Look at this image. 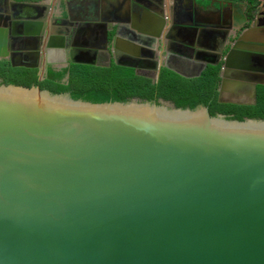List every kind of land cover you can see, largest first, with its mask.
Listing matches in <instances>:
<instances>
[{"label": "water", "instance_id": "water-1", "mask_svg": "<svg viewBox=\"0 0 264 264\" xmlns=\"http://www.w3.org/2000/svg\"><path fill=\"white\" fill-rule=\"evenodd\" d=\"M163 2L155 10L160 24L149 22L146 32L109 23L104 45L114 63L141 74L149 61L158 80L162 67L186 76L173 58L189 65L207 63L198 55L219 60L222 54L206 47L192 46L194 59L174 50L189 48L180 31L210 40L215 32L169 28ZM26 13L0 14V59L21 54L38 61L44 53L48 64L54 56L66 64L58 47L64 39L46 37V15ZM123 34L128 54L119 52ZM228 37L225 31L220 44ZM241 39L224 60L219 102L254 106L257 80L238 82L232 74L252 72L250 47L264 42L244 48ZM69 49L72 64L97 66L75 58H96V50L76 40ZM238 51L249 55L247 66L234 61ZM122 58L133 64H120ZM13 66L40 70V81L47 73L39 64ZM0 264H264V120L230 121L165 101L93 104L0 82Z\"/></svg>", "mask_w": 264, "mask_h": 264}, {"label": "trees", "instance_id": "trees-1", "mask_svg": "<svg viewBox=\"0 0 264 264\" xmlns=\"http://www.w3.org/2000/svg\"><path fill=\"white\" fill-rule=\"evenodd\" d=\"M227 1L244 4L251 18L261 5V0ZM39 78L38 69L14 67L8 61L0 60L2 85L25 88L36 86L55 95L69 94L74 100L93 104H128L138 99L143 103L160 105V101H165L182 110L208 108L212 117L225 116L230 121L264 120V86L258 88L257 104L254 106L219 102L220 67L209 66L195 77H186L163 68L159 79L155 80L115 64L111 67L79 64L62 70L49 68L44 80L40 81Z\"/></svg>", "mask_w": 264, "mask_h": 264}, {"label": "flooded vegetation", "instance_id": "flooded-vegetation-1", "mask_svg": "<svg viewBox=\"0 0 264 264\" xmlns=\"http://www.w3.org/2000/svg\"><path fill=\"white\" fill-rule=\"evenodd\" d=\"M156 0H144V2H142V6H143V11L145 12H150L153 10H159L156 7L158 6V4L160 5L159 2H155ZM15 2H18L16 0H0V14L1 15H5V18H9L12 19L13 17H17V16H21L22 14H25V12H27L26 14L30 17L33 15H36L34 18H38L43 17V15H46V37H50L52 34H54L55 36H53V38H63L64 41L60 43L61 46H58L60 49L65 50L66 51V58H67V63L63 64L62 63V59H60L58 56H54L52 57V63L48 64L47 60H46V56L43 53V57H41V60L35 61L32 58L25 56V55H21V54H16L14 55L12 61L6 60L9 63L13 65H33V64H39L40 66H44L45 68L49 69H55V70H60V69H66L69 68L71 65H77V64H72V62L70 61V44H72V41L76 40L77 42H79V40L82 39L83 36L86 35L85 32H81L82 28H81V24L80 23H73L71 20L66 22H63L64 20H68V14L72 15L73 17H81V14L79 13L80 10V6L77 3H70L68 5H64L63 3H57V4H53V2H50V0H39L36 2H32L33 4H40L43 7H40L39 9H32V8H24V7H20L18 6ZM31 3V2H30ZM240 7L238 9H240L241 11L244 12L246 19H242L239 22L240 27L238 29H236V31L234 32L235 34L232 35L229 33V37H228V41L226 42L225 45L220 44V41H216V42H210L208 40H203L199 39L198 36L197 38H195V31H185V32H180L177 33V36H179V41L181 43H185L188 44L189 48H181V46L178 44L175 46V51H180L182 52V56L186 57V58H190V59H194L197 55H196V51L191 48L193 47H206L209 51H212V53L216 52L217 54H222L221 58L218 60V58H216V56H208V55H198L197 57L200 59H203L205 62L209 63V62H218L219 64L217 66L214 67H220V86L222 83V74H223V65H224V60L225 58L229 55L230 53V49L232 48V45L238 43L240 40H242L241 38L244 39V37L246 38V44L247 46H243L244 48H247L248 46L250 47L251 45L249 44V42H255V43H260V42H264V0L262 1L261 5L258 7V9L255 12V16L253 18H251L248 14V10L245 7V5L240 4ZM48 7V8H47ZM155 8V9H154ZM87 11V9H86ZM91 13H85L83 15H89ZM82 15V16H83ZM133 15V14H132ZM177 17H179V19L170 22V18H169V22H168V26L170 28V24H172L171 26H176L175 24H182L187 26V28L191 29V30H197L200 26L201 20H203L201 12L197 14V20L194 22V24L192 25V19L189 18V16H185V17H181L178 16V13L175 14ZM134 16V15H133ZM230 15H228L225 12V21H224V26L226 27L227 31L231 30L230 32H232L233 27L230 25L231 24V20H230ZM118 19V18H117ZM129 22L130 20H123L121 17L119 18V22L120 23H125V22ZM153 23H157L158 25L160 24V22H158L155 19H152ZM7 24V22H6ZM151 24V23H150ZM78 25V26H77ZM227 25V26H226ZM191 26V27H190ZM199 26V27H198ZM194 27V28H193ZM224 28V27H222ZM200 29V28H199ZM256 30L254 32V30ZM253 31L252 34H245V32L247 31ZM226 31V32H227ZM220 32V31H219ZM217 33L216 35H218V38H221V32ZM169 34V33H168ZM231 35V36H230ZM76 38V39H75ZM170 39L172 40H177L178 38H176L175 34H172L170 36ZM197 39V40H196ZM58 40V39H57ZM58 44V43H57ZM105 44V43H104ZM26 45L28 47H32L34 46V44H25L24 45H16V48L19 47H26ZM102 45H103V40H102ZM261 47H250V49H253V53L249 54L251 55V57L249 59H247V55L244 51H238V55H235L234 61L237 62L238 67H243V66H247L248 64L245 62H242L243 60L248 61L251 60V64L249 69L252 70V72H248L245 70H242V72H238L236 71V73L232 74V78L236 81V78L238 82H244V76L250 78V79H254L257 80V92H258V88L260 86H264V44H255ZM158 48L161 50V45H158ZM170 48H174V44L171 43ZM103 51V54L97 55L96 58H92V56H84L81 57V55H77L75 56L76 60L78 61H88L91 63H95L97 66H112L114 63V61H111V53L107 50L105 51V45L101 47ZM131 49V48H130ZM124 49L122 47H119V52H123L125 54H128L130 52H125L123 51ZM129 51V50H128ZM133 52V51H132ZM258 52V53H255ZM145 54L146 51H145ZM196 55V56H195ZM234 55V53L232 54ZM242 56V57H241ZM172 56L170 55V58ZM241 58V60H240ZM175 60H177L176 58H173ZM171 59V60H173ZM2 60V59H0ZM156 60L157 61H161V55L159 53L156 54ZM172 61L173 63L175 62ZM163 62V61H162ZM172 62L170 61V64L172 65ZM178 62V66L180 67V69L183 72H186L185 75L186 76H190V77H195L198 76L201 72H204L209 66L211 65H207V63L204 62H193L190 65L185 63L180 62L179 60H177ZM120 64L123 65H129V64H133L131 61L125 60V59H120L119 60ZM245 63V64H244ZM164 64V62H163ZM175 64V63H174ZM79 65V64H78ZM116 65V64H115ZM148 65V64H147ZM187 67V69H186ZM149 72L148 74H151L154 79L156 77V73L154 70V66L150 63L149 64ZM164 67H162L163 69ZM189 68V69H188ZM248 70V69H247ZM251 73L253 77H251L248 73ZM161 74V73H160ZM201 75V74H200ZM160 77V76H159ZM220 86H219V90L220 91ZM236 96V93H230V95L227 98L232 97L234 99V97ZM220 97V93L218 96V99ZM245 102L248 101V98L244 99Z\"/></svg>", "mask_w": 264, "mask_h": 264}, {"label": "crops", "instance_id": "crops-1", "mask_svg": "<svg viewBox=\"0 0 264 264\" xmlns=\"http://www.w3.org/2000/svg\"><path fill=\"white\" fill-rule=\"evenodd\" d=\"M39 0H28V1H18L20 3L30 4V2H36ZM151 1V0H150ZM154 1V0H153ZM157 2L161 3L162 1L164 4L165 13L167 15L166 18H170V22L179 19L175 14L178 13V16L185 17L189 16L192 19V25L197 20V14L201 12L203 20L200 23V29H208L213 30V40L210 39V36L206 35L203 37L205 40L210 42L220 41L221 38L216 35L219 31L221 32V37L223 38L225 31H227L226 27L224 26L225 21V12L230 15L231 26L233 27L232 32L229 30L228 32L234 35L236 31L235 24H239V22L243 19L240 15L238 8L240 7L239 3H232L227 0H156ZM155 1V2H156ZM263 0H261L262 3ZM53 4L63 3L64 5H68L70 3H77L80 6L79 13L81 17H73L70 15V19L73 23H80L81 24V32H85L86 35L82 37L79 42H77L78 46L81 48L91 47L92 50H96L98 55L103 54L101 49L104 46V33L107 30L109 23L114 28H117L118 25H123L125 27L134 26L136 29V33L138 31L146 32L150 28V23L152 19L157 20L156 18V9L150 12H144L142 2L144 0H50ZM162 4H158L156 7L157 11H160L162 8ZM87 9V11H86ZM163 9V10H164ZM84 12L91 13L88 16L83 15ZM134 16H133V15ZM24 15V14H22ZM21 15V16H22ZM83 15V16H82ZM122 18L125 20H130L129 22H125L124 24L120 23L117 18ZM85 23V24H84ZM86 24H92V27L87 26ZM172 24H170L171 26ZM181 25V24H180ZM78 26V25H77ZM97 26V27H96ZM227 26V25H226ZM224 27V28H222ZM234 31V32H233ZM183 32V31H180ZM219 32V33H220ZM139 33V34H140ZM109 40L110 43L115 37L114 34L109 32ZM126 34H123V37L120 38L118 46L122 47L125 52L131 51L130 44L131 42L124 38ZM208 36V37H207ZM231 36V35H230ZM103 40V45H102ZM225 45V44H224ZM129 50V51H128ZM142 52H145L143 50ZM124 54V53H123ZM97 57V56H96ZM125 59V58H124ZM113 58L111 57V61ZM130 61L129 59H125ZM175 65H179L177 61L174 62ZM148 64V65H147ZM149 61H144V67L140 70V75H145L150 78H154L151 74H148L149 68ZM107 67V66H102ZM109 67V66H108ZM187 69V67H186ZM189 69V68H188Z\"/></svg>", "mask_w": 264, "mask_h": 264}, {"label": "rangeland", "instance_id": "rangeland-1", "mask_svg": "<svg viewBox=\"0 0 264 264\" xmlns=\"http://www.w3.org/2000/svg\"><path fill=\"white\" fill-rule=\"evenodd\" d=\"M232 3H234V2L231 1V4H232ZM242 5H244V4H242Z\"/></svg>", "mask_w": 264, "mask_h": 264}]
</instances>
